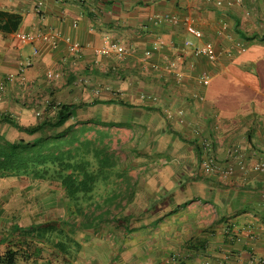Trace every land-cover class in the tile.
<instances>
[{"label": "crops", "instance_id": "1", "mask_svg": "<svg viewBox=\"0 0 264 264\" xmlns=\"http://www.w3.org/2000/svg\"><path fill=\"white\" fill-rule=\"evenodd\" d=\"M164 14L188 17L201 37L155 20ZM17 32L44 37L20 43ZM111 42L125 52L94 53ZM206 42L214 61L193 51ZM59 103L75 105L66 125L102 134L114 158L94 198L123 200L115 221L73 236L81 245L74 264H161L173 253L182 264L264 257V170L256 169L264 167V0H0V118L32 127ZM62 129L27 134L0 121L10 141ZM204 137L219 164L234 167L227 179L200 171ZM8 180L24 182L30 200L21 204L22 228L64 215L59 188ZM41 248L43 260L62 264L57 249Z\"/></svg>", "mask_w": 264, "mask_h": 264}, {"label": "trees", "instance_id": "2", "mask_svg": "<svg viewBox=\"0 0 264 264\" xmlns=\"http://www.w3.org/2000/svg\"><path fill=\"white\" fill-rule=\"evenodd\" d=\"M48 108L32 127L21 126L8 117L0 118L27 134L43 128L64 127L33 141L23 138L10 141L0 134V179H29L59 188L63 193L64 215L42 222L33 230L12 226L11 232H17L20 237L15 242L8 241L9 236L2 238L0 243L6 244V248L0 252V264H18V260L26 264H53L50 256L47 261L43 260L42 245L57 249L62 264H74L70 259L73 247L79 251L81 245L73 236L78 231L115 221L116 213L111 214L113 208L117 212L122 209L123 200H102L93 195L99 183H104L113 173L114 158L106 149L104 136L89 138L87 126L66 125L75 105L59 103Z\"/></svg>", "mask_w": 264, "mask_h": 264}, {"label": "built area", "instance_id": "3", "mask_svg": "<svg viewBox=\"0 0 264 264\" xmlns=\"http://www.w3.org/2000/svg\"><path fill=\"white\" fill-rule=\"evenodd\" d=\"M40 5H41V2H38V6ZM155 20L158 22H169L172 24L183 23L185 25L186 31L190 33L191 35L197 38L201 37L202 35L201 32L190 23L188 17L181 18L177 15L164 14V15H156ZM16 37L20 41V43H27V42H33V41L39 40L40 38H43L44 35H41L40 33L28 34L24 32H17ZM66 42L68 43L69 48L71 50H78L80 48L79 43L71 42L69 38H66ZM186 44L191 45L192 42L190 40H187ZM193 51L197 56L203 57L207 60L214 61L217 58V54L214 50V47L212 43L210 42H206V43H203L201 45L194 47ZM124 52H125V48L121 44L116 43V42H111V43L102 45L100 47L94 48V53L96 55H109V54L121 55ZM47 76L49 78H52L53 76H57V74H53L49 72ZM199 79L203 84H208L209 82L208 77H205V76H201ZM179 121L181 123L186 122L183 117H180ZM200 146L202 147V151H203V157L200 162L201 172H203L206 175H212L216 173L223 179H227L234 173L233 166L226 165L222 167L219 164L216 157L212 153V145L207 138L205 137L201 138ZM234 158L240 160L241 154L236 152L234 154ZM238 166L241 170H245L244 169L245 167L242 163H239ZM256 169L259 171H263L264 167L262 165H258ZM183 259H184L183 255H180L178 253H173L170 255L166 263H161V264H182ZM245 264H264V257H260V258L251 257L245 262Z\"/></svg>", "mask_w": 264, "mask_h": 264}, {"label": "rangeland", "instance_id": "4", "mask_svg": "<svg viewBox=\"0 0 264 264\" xmlns=\"http://www.w3.org/2000/svg\"><path fill=\"white\" fill-rule=\"evenodd\" d=\"M5 134L8 137L12 138L9 135L10 134L9 131L5 132ZM21 184L24 185L25 183L24 182L16 183V182H13L11 180L9 181L8 179H1L0 180V241L2 240V238L4 239L7 236L12 237V234L17 233V232H14V231L11 232L12 226H14V227H15V225L19 226L20 225L19 221L20 220L24 221L23 217L21 216L22 213H23V209L24 208L21 206V204L27 203L30 200L25 197V195L23 194L24 192H22L23 190L20 187H18V186H21ZM99 184H102V183H99ZM18 193H20L21 195L23 194V196L25 198L20 196V199L18 200L17 199L18 197L15 196ZM99 195L101 196L102 194H99ZM43 204L45 205L46 203H43ZM11 206H12V209L14 208V206L16 208L18 206H21V208L19 207L20 210H18V208H17L16 211L10 212L9 209L11 208ZM43 211H44L43 212L44 215L47 214V213L50 214L48 207H45V209ZM116 212H117V210H114L111 214L115 215L114 213H116ZM49 216H52V217H47L46 216V217H44V221H52V220H55L56 217H57L56 213L51 214ZM25 218H26V216H25ZM35 219H36V217L34 218V220ZM31 220H32V218H31ZM42 222H43V220H41V221H39V220L31 221V225L25 226V231L27 229L28 230H33L34 228L38 227L37 226L38 224H42ZM20 229H22V227ZM9 232H11V234H9ZM78 235H82V234L78 233ZM5 248H6V244H2V242H1L0 243V252L4 251ZM18 264H26V263L18 260Z\"/></svg>", "mask_w": 264, "mask_h": 264}]
</instances>
